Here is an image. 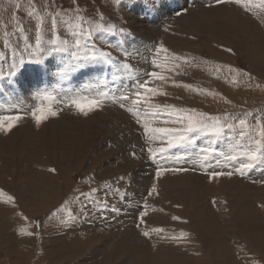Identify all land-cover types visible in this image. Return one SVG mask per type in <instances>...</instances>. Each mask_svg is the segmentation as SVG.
Wrapping results in <instances>:
<instances>
[{
	"label": "rangeland",
	"instance_id": "374dc122",
	"mask_svg": "<svg viewBox=\"0 0 264 264\" xmlns=\"http://www.w3.org/2000/svg\"><path fill=\"white\" fill-rule=\"evenodd\" d=\"M159 1L162 0H0V105H2L4 108L17 105L19 106L21 114L24 117L22 121L20 120L18 125L14 127L10 132H0V149H5L7 151L8 157L14 154L16 158L15 163H13L12 160L9 159L5 161L9 170V172H7L8 174H11L10 177H5L2 173L5 177L4 183L0 185V192H2V195L0 196H3L2 205L10 207L14 203L16 204V199L10 192H12L13 189L17 187H19L22 192H25L29 195L32 203H36V201L32 199L34 189L31 182L34 179L28 177V172L31 169L40 173L44 172L45 174L43 177V188H46L47 184L49 183L54 186L57 192V198L59 199L58 205L53 208L51 212L49 210H46L42 214L37 215V210H33L34 208L32 206L34 205L32 204L30 208V210H32L30 212L31 215L27 218H29V224L31 225V227H33L32 229L34 230V228H36V230L34 231L37 233V235L41 234V229H50L49 226L52 224L55 228V235H60L57 236V239L54 238V242H56L55 245L63 248V252H66L68 250V247L71 246L76 233L86 234V231L88 229H97V233L101 232L102 234H105L111 229L110 227H113H109L107 225L110 223H114L116 226H118L115 227V229L117 228L116 230L120 228L118 230L119 232H124L129 228H133L136 231L138 237L139 235L141 236L139 237L140 239H142V237L144 236L143 233L147 231L149 233V236H144L142 240L147 241L145 243L149 246V248L153 246V250L150 249L152 257H154L156 254L154 244L158 243L161 245V247H164V251L169 254L173 253L174 255L178 256L181 262H183L186 259H189L186 252L190 249H195L194 241L198 239L200 244L204 245L206 251L210 249V245L213 243V241L208 237L203 236V234L206 235V230L208 232L213 231L215 236H218L219 233L223 232L227 237L229 236V238L233 240L234 238L228 233V231L231 232L228 224H219L220 227L219 225H216V227H213L214 229L210 227V224L215 222L212 219L209 222V226L203 222H200L201 226L198 230H196V232H194L192 227H190L191 232H178L176 224L179 222L174 221L170 223L177 231V237L179 239H175L174 242L169 245L168 249H166L168 243L166 242V239H164L160 234L161 231H159L160 233L153 231V229L155 228H161H158V225L152 226L150 228V225H148L147 227L146 222H144L143 224L140 222V215L144 211L147 212V215L144 217V219L154 218L159 215L157 217L158 219L159 217H161L160 212L164 213V211L161 209L160 201L157 200L158 197L160 198V180H163L165 176L168 180L185 179L199 186L203 192H206L208 194H216V190L219 188L225 189V194L227 191L232 190V183L237 188H243L247 184H251V181H254L252 183L253 185L264 186V183L260 181L261 179L256 178V176L254 175L255 169H258V167H264V159H257L252 162V169L250 167L251 170L249 168H243V165L245 163H249V160L247 158L245 159L248 153H250L252 150L259 152L261 148H264V139L262 138V135H264V101L256 102V100L252 99V101L249 103V100L246 99L237 103L230 98L223 97L227 95L226 92H229L232 97H234L236 94L240 95L243 93L249 94L254 97V90H264V80L262 78L260 79L259 77V75H264L263 66H261L260 64L257 65L255 67L257 69L255 70H259L260 72H257H259L260 74H254V71L249 66V62L252 61V58H254V53L247 43L248 39L245 43V40L241 36L247 34L252 38L258 36L264 39V29L260 30V28L264 26H260L259 28V26L256 24V20L259 22V18L262 16V14H264V0H240V3L233 2L228 4H217L215 3V0H208V2H202L200 4L205 7V10L215 9L219 7L224 8L226 5H229L233 8L232 12L238 14L242 21L248 22L253 27L252 29L241 27L240 32L235 33L238 35L233 36L234 33L231 34L228 39L231 43V50L220 46L219 50L224 52L215 51L217 54H220L224 57L234 58L235 62L233 64L216 61L211 58L210 55L207 54V52H201L200 54L193 53L194 57L192 56V53H186L187 51L185 53L178 52V55L181 57L176 55L175 57H178L179 59H174V56H172V54L170 53V48L167 46V44H165L168 38L186 39L188 37L186 36V34L177 32L174 29V24H169L161 28V31L164 34H161V36L157 38L156 42L151 40L150 38H147L146 42L144 43L145 48H149L147 50L148 53H146L149 56H147L148 59L151 57L149 59V68V65L147 64L146 66V64H144L142 60L138 61L139 59H132L133 50L128 40L130 39V37H134L136 40L141 41V37L139 36L137 31L134 30L135 20L133 16H135V8L140 5H145L148 8H153L159 5ZM165 1L168 4L176 3L174 0ZM193 1L194 4L189 5L190 9H193L192 12L194 13L197 10V7L195 6L197 3L195 2V0ZM189 5L184 7L185 9H181L180 14L179 12H177L173 16L175 17L186 14ZM241 6H243L244 8H248L241 9ZM39 15L43 16L40 18ZM74 20L76 21V23L74 22ZM221 22V15H219L217 17L216 24L220 25ZM98 23L103 24L105 27L114 25L116 28V33L113 35L109 33L105 34L104 32H95L94 28ZM77 24L80 25L79 28L77 27ZM45 26L47 27L45 28ZM167 27L168 29H165ZM121 29H123V32L120 31ZM83 31H91L92 38L89 39L86 35H81ZM102 34L104 35L102 36ZM37 36H39L41 39V45L39 51H34L33 49L35 48V41L37 39ZM57 37L60 41H67L68 52L51 51L54 45L50 44L48 41L56 40ZM42 38L45 39L43 40ZM161 38L164 39V41L161 40ZM77 39L81 41L80 47H77L75 44V41ZM188 40L191 41L187 43L188 45H194V43L192 42H197L196 38L191 35ZM47 42L49 44H47ZM161 43L163 47L168 50L166 52L167 54L163 51H159V53L157 54V50L160 49ZM93 44L95 45V50L109 52L111 53V55L115 56H112L114 61L119 60L120 64L129 63L132 65V68L130 71L122 69L119 72L117 71L116 67L108 66L107 64L105 65L103 64V62H101L102 73L97 77L96 82L87 85L81 83L76 87L75 93H77L78 91H82L86 93L81 95L90 96L92 94V96H95L99 92L104 91L108 92L110 96L114 95V97H118L122 95V91L124 94L126 91L131 93L130 88L134 83L135 86L133 87L134 89H136V91L133 93L134 99L130 98L132 97V94H127L129 96V99L125 100L126 102L122 100H116V104L112 100H106L102 109L90 112V114L86 116V118L84 116L85 119L83 118V115H80L75 108H69L67 106H64L65 104L63 102H59L57 103V105H55L59 111V114L56 117H50V119L45 120L39 127H37L35 121L31 119V112L35 106H28L24 100H20L21 98H27L29 100V105L37 101L36 99L32 98L31 95L25 93L22 94L21 89H23V86L18 85V83L21 79H25L23 74L28 71L30 72L34 70H44V67L48 65V63L54 56L60 55L63 56L64 59H66L64 64H62V67H64V69H67L70 65H82V67L77 71H68L71 75H73V77L81 80L85 77L91 78L93 76V72H89L88 68L93 67V64L95 62L93 63V61L84 60L82 58L88 56L89 54L91 55L92 51L94 50L92 47ZM124 52H127L128 54L127 59H125L124 57ZM241 52L246 53L247 57L240 58L238 54ZM184 54L186 55L184 56ZM78 56H81V59H76V57ZM153 59H155L156 62L161 65L160 68L162 69L155 68L153 66ZM80 61L81 63H79ZM67 64L69 65L67 66ZM142 64L144 66H142ZM133 66H136V68L138 66V73L143 72V67L146 68V79L145 77L138 78L136 68H133ZM165 66H168V68ZM152 71H156L158 75L160 74L166 76V80L158 81L157 79L150 77L147 73H151ZM131 73H134L136 77ZM151 78L152 81H150ZM170 78H172V80ZM184 78H189L191 80L189 82L191 84V87L188 90V87H185L184 85L190 84H186L184 82ZM126 79H128V82L126 81ZM141 81H148V86L150 88L153 87L164 93H168H166V95L153 96L151 98L152 106L146 105L143 101H141L137 105V103L135 102L137 100V97L134 95L138 90L137 85ZM6 82L9 87L14 84L15 86H19L21 89H7ZM106 84L108 86H106ZM84 85L89 86L90 88L88 89ZM192 86L194 88H192ZM41 88L42 86H40V90ZM219 88H223L224 92L220 91ZM230 88H234L239 92L235 93V91L227 90ZM139 90L144 95L146 94L142 89ZM172 90H175V94ZM183 90H187V94ZM49 92L52 93L51 91ZM37 93L35 94V96L37 95ZM148 95L149 94L147 93L146 96ZM18 97L20 99H18ZM165 99L166 101H164ZM208 99L211 100V104L219 103L221 106L216 108L210 107L209 104H206L208 103L206 102V100ZM122 102L124 103V106L126 104V114L128 116L131 115V117H133L132 120L135 123L132 133H134L135 135L137 134L138 137H131L130 134L124 133L122 138H118L115 135L114 129L108 130L102 134L101 130H103L108 125L110 128L111 124L116 123L117 117L114 113V122H112L110 119L111 124L109 123V121L103 119H100L97 122L91 120V118L99 119V117L109 118L111 116L109 109H112L113 105L115 106L113 108L120 109V105L122 104ZM162 105H164V108ZM24 106H27L28 108H24ZM130 107L133 109V111L139 113V121L137 119V116L133 115V112L131 113L128 111V108ZM173 108L184 111L174 112L172 110ZM185 113L189 115L193 113H202L206 117L219 118L221 123H225V121L227 123H231L232 128L219 137L196 134L193 138L195 141L193 144H188L183 147H177L169 150V152L166 153V155L169 157V160L161 159L160 155L157 153V160H162L161 162H159L160 166L164 168L176 167L180 169H187V171L180 172H163L162 175L158 178L159 180H157L156 172L160 169L157 163L153 161L151 156H149L151 154L147 151V149L149 147L159 148L164 145H162L159 140L161 138V134H156L153 143L149 144L148 137L143 130V124L144 122H148L150 124V127L154 126V128H164L165 126V128H181V124L173 123L172 121L177 120L178 116ZM142 114L144 116H142ZM162 117L163 119H161ZM61 118H63V121ZM27 119H29V121ZM71 119H77L79 120V122L66 126L56 123V121H72ZM142 119L146 121H143ZM240 119L246 120L245 125H240ZM151 120L155 122L153 123ZM136 121L138 123H136ZM45 122H47L48 124ZM208 122L211 123L212 121ZM50 123V126L43 128L44 126H46L44 124L49 125ZM120 127L122 129L125 128L123 124H121ZM42 128L44 129L43 131H41ZM27 131H31L32 133H30L29 135L33 136L36 140H31L28 136ZM91 135L92 137L89 138V136ZM258 139L262 141V143L259 145L256 143ZM140 145L141 148H143V150L145 151L144 155L138 151ZM253 145L255 146L253 147ZM117 146L129 149V156L127 158L121 157L119 158L120 160L115 161L114 151H118ZM208 146L213 147L216 152L215 154L209 156L208 159H202V157L199 155V149L201 147ZM256 146L257 148H255ZM220 153H224L225 155L231 154L235 156L236 159H233L231 161L226 160L223 156L219 155ZM22 158H25L24 162H22ZM62 159H64L65 162L62 166H60V162H62ZM144 159H149L153 162L152 164L150 161L151 165L149 166L150 171L154 174L153 176L156 177H152L151 180L149 179V175L146 173H141L140 175L136 174V170H145V166L142 167V165H145ZM127 160L135 162L136 165H132V163L128 162ZM184 164L187 167H184ZM0 166H2V163L0 164ZM192 166L196 169H194ZM62 167L65 169L73 168L74 173L69 176H64L63 179L62 173L59 172L60 168ZM241 170H243V175H241ZM221 171L225 173L232 172L233 174L231 176H218L215 179H212L208 175V173L211 172ZM245 173L249 176L247 177ZM136 178L139 179V183L132 185V181L130 179ZM67 180L70 181L69 184L65 183ZM105 184L107 187L105 186ZM133 186L135 188H133ZM5 187L7 188V190L4 189ZM111 188L113 191L111 190ZM153 188L156 189L155 192L151 191ZM128 190L131 194V196L129 197L126 196V191ZM118 192L121 194H119ZM9 197L13 198L12 201L10 200V202ZM102 198L103 200H105L104 203L106 201L107 203L104 204ZM202 199H204L205 201L211 200L207 197H203ZM68 201L72 202L73 205L68 204ZM114 201L116 202V204L113 203ZM256 204L257 205L255 206V210H257L259 214L250 218L253 221L255 220V223L253 225L257 227L256 230L262 229V231H264V226L260 224L259 220V218H261L262 216L260 214L261 210L259 209L261 205H259L258 202ZM115 205H118L120 210H118ZM134 207L137 208L138 212H134V210L132 209ZM247 210L248 209H244V211ZM172 212L175 216L180 213L178 209H173ZM241 213L242 215L244 214L243 211ZM114 214H118L115 215L118 218L121 215L126 214L130 217L127 218L128 220H126V223L125 221L118 222L115 221L116 217L112 216ZM221 216L222 215L220 214V220L217 219L219 222L223 221V218H221ZM78 217H80L81 220L87 221V223H79ZM45 221L49 222L48 226H45ZM120 223H123L124 225H121ZM3 225L4 227L2 228L0 241V264H8L11 260L12 262H14L17 259L16 257L12 259V256L14 254L22 255L25 248H22V246L19 244L21 240H25L27 238H23L21 234H18L15 231V235L7 237L6 233H8L9 229V220L7 222H3ZM238 225L241 230H243L244 232L247 231L245 227L246 225H244L243 223H238ZM181 233H185L186 235L184 237H180ZM214 235H210V237L213 238ZM30 237H33L32 234L30 235ZM95 239L96 238L91 236L89 242ZM97 240L99 242H105L107 241V238L102 237L101 239ZM114 242L117 243V241ZM2 244L5 245L3 246ZM261 245L264 246V244ZM5 246L8 247V250H4ZM12 246H14L15 249L9 250V247ZM130 247L132 248V246ZM38 250L39 249L36 246V256L38 255ZM152 253H155L154 256ZM235 256L236 258L231 262L227 261V264H252L251 260H253L252 257H254L252 253L246 255L249 256V259L245 258L244 256L241 257L238 252H235ZM62 260H64V264H70V262L64 259V256H62L61 258H56L53 263L60 262ZM20 262L23 264H27L28 261H19L18 263ZM76 263L90 264V261L87 260L83 263L82 259H78L76 260ZM92 263L95 264V262Z\"/></svg>",
	"mask_w": 264,
	"mask_h": 264
},
{
	"label": "bare ground",
	"instance_id": "6f19581e",
	"mask_svg": "<svg viewBox=\"0 0 264 264\" xmlns=\"http://www.w3.org/2000/svg\"><path fill=\"white\" fill-rule=\"evenodd\" d=\"M174 1L176 3L168 4L165 0H162V1H159L160 3H158L159 4L158 6H155L153 8H148L145 5H140V6H137L135 8V16H133L134 20H135L134 30H136L137 33L139 34V36L141 37V41L136 40L134 37H130V39L128 40V42H129V44L133 50L132 51L133 52L132 59L133 60L139 59L138 61L142 60L144 62V64H146V66L148 64L149 68H150L149 59L151 57L148 59L149 56L146 54V53H148L147 50L149 48H145L144 43L146 42L147 38H150L151 40L156 42L157 38H159L161 36V34H164L161 31V28L163 26H166L169 24H171V25L174 24V29L177 32L182 33V34H186V36L188 38L191 35V36L196 38L197 42H192V43H194V45H188L187 43L191 42L188 40V38H186V39L168 38L167 42L165 41L166 43L165 42L164 43L167 44V46L170 48V53L172 54V56L178 55V52L185 53L186 51H187L186 53H188V52H190V54L192 53V56H193V53H199L200 54L201 52H205V53L207 52V54L210 55V57L216 61L227 62L229 64H233L235 62L234 58L224 57L220 54H217L215 51L224 52V51L219 50L220 46L231 50L232 49L231 43L228 40L229 37L231 36V34L234 33L233 36L238 35L235 33H239L241 27H247L249 29H252L253 27L248 22L242 21V19L240 18V16L238 14L232 12L233 8L229 5H226L224 8L219 7V8H215V9L205 10V7L203 5H200V4L202 2H208V0H195V2L197 3L195 5L197 7V10H196V12L193 13L192 12L193 9H190V5L194 4L193 0H174ZM150 2H152V1H150ZM187 5H189V6H188V10L186 9L187 10L186 14L175 16V17L173 16L177 12H179V14H180L181 9H185L184 7H186ZM240 8L241 9H247L248 7L244 8L243 6H241ZM219 15H221V21L222 22L220 25H217L216 21H217V17ZM42 16H40V18ZM74 22L76 23L75 20H74ZM78 22H79V20H78ZM256 24L259 26V28H260V26H264V14H262V16L259 18V22L256 20ZM44 25H45V23H44ZM46 27L47 26H45V28ZM165 29H168V27ZM261 29H264V27L260 28V30ZM71 34H72V32H71ZM119 34H121V33H119ZM103 35L104 34H102V36ZM241 36L245 40V43H246V40L248 39L247 43H248L250 49L254 53V58H252V61L249 62V66L254 71V74H257L260 72L259 70H257L259 72H257L255 70V69H257V68H255L257 65L260 64L261 66H263V70H264V39H262L258 36H255L252 38L247 34L241 35ZM105 38H108V37H105ZM161 40L164 41V39H162V38H161ZM48 42H47V44H49ZM86 42H88V41H86ZM165 44H164V46H165ZM161 45H162V43H161ZM111 46H112V44H111ZM90 47H91V45H90ZM90 47H89V49H90ZM164 53H166V52H164ZM149 55H151V54H149ZM185 55L186 54H184V56ZM118 56H119V54H118ZM238 56L240 58H246L247 54L244 52H241L238 54ZM113 57H115V56H113ZM179 57H181V56H179ZM65 61H66V59H64L63 56L56 55L51 59V61L48 63V65L44 67V70H41V71L40 70H34V71H30V72L28 71V72L23 74L25 79H23V80L21 79L18 83V85L23 86V89H21L19 86H15L14 84H12V86L9 87L7 82H6V88L7 89L19 88V89H21L22 94L25 93V94L31 95L32 98H34V96L37 92H38L37 94H42V93L51 91L54 95H56L58 97L60 102H63L64 100L68 99L69 96H72L75 94L81 95V94L86 93V92H82V91H78L77 93H75L76 87L79 86L81 83H84L87 85V84L96 82L97 77L102 73V70H101L102 63L101 62H95V63L93 62L94 63L93 67L88 68L89 72H93V76L91 78L85 77L82 80L77 79V78L73 77V75H71L68 71L66 72L64 67H62L63 66L62 64H64ZM115 61L120 62L119 60H115ZM79 63H81V61ZM89 64H86V65H89ZM68 65L69 64H67V66ZM105 65H104V67H105ZM142 66H144V65L142 64ZM165 67L168 68V66H165ZM133 68H136V66H133ZM137 68H138V66H137ZM137 68H136V73L138 75V78L145 77V79H146V77H147L146 68L143 67V72H140V73L137 72ZM159 69H162V68H159ZM163 70H164V68H163ZM61 73H64V74L61 75ZM131 74L136 77V75L134 73H131ZM147 74H149V73H147ZM164 74H166V73H164ZM168 76H170V75H168ZM259 77H260V79L262 78L264 80V75H262V76L259 75ZM170 79L172 80V78H170ZM141 80H143V79H141ZM126 81L128 82V79H126ZM150 81H152V78ZM158 81H160V80H158ZM190 81L191 80L189 78H186V79L184 78V82L186 84L187 83L190 84L189 83ZM86 85H84V86H86ZM40 86H42L41 90H40ZM106 86H108V85L106 84ZM133 86H135L134 83L131 85V88L129 87L131 89V91H130L131 93H129L128 91L125 92V94H128V95L132 94V97H130V98H133V93L136 91V89H134ZM190 86H191V84H190ZM252 86H254V85H252ZM86 87L88 89L90 88L89 86H86ZM192 88H194V87L192 86ZM192 88H191V90H192ZM188 89L189 88H187V90ZM219 89H220V91L224 92L223 88H219ZM187 90H183V91L186 93ZM227 90L235 91V93L239 92V91H236V89H234V88H230ZM172 91L175 94V90H172ZM254 92H255L254 97L249 95V94H246V93H243L240 95L236 94L234 97H232L229 92H226L227 95H225L223 97L230 98L231 100H233L237 103L241 102L242 100H246V99L249 100V103L252 101V99L256 100V102L264 101V90H261V91L254 90ZM165 93H168V92H165ZM121 94H124L123 91ZM146 94H145V96H146ZM116 95H117V92H116ZM90 96H92V94ZM134 96H136V95H134ZM18 99H20V98L18 97ZM20 100H24L28 106H32V105L36 106L39 103L38 101H36L35 103H31L29 105V100L27 98H21ZM122 101L126 102L125 100H122ZM164 101H166V99ZM206 102H208L206 104H209V106L212 108H216V107L221 106L219 103L211 104L210 99L206 100ZM114 103H116V101ZM122 104H124V103L122 102ZM164 105H162L163 108H164ZM125 106H126V104H125ZM125 106L124 107L120 106V109H117V108H113V107H115L113 105L112 109H109L110 115L112 117L111 116L110 117L108 116L109 118L99 117V119H97V118L92 119L91 118V120L94 122H97L100 119H103V120L109 121V123L111 124L110 119L112 122H114L113 119H114V114H115V116L117 117L116 123L111 124L110 128L108 125L103 130H101L102 134L108 130L114 129L115 135L118 138H122L124 133L130 134L131 137H138L137 134L135 135L134 133H132V130L134 129L135 123L132 120L133 117H131V115L128 116L126 114ZM166 106H167V104H166ZM24 108H28V107L24 106ZM250 112H252V111H250ZM142 116H144V115L142 114ZM83 118H84V116H83ZM85 118H86V116H85ZM29 119H27V120L29 121ZM48 119H50V118H48ZM59 119H58V121H59ZM61 119L63 121V118H61ZM161 119H163V117ZM143 121H146V120H143ZM77 122H79V120H77V119L72 120V121L69 120L66 122H57L56 121L57 124L63 125V126L70 125V124L77 123ZM26 123H27V121H26ZM45 123H47V122H45ZM136 123H138V122L136 121ZM47 124H44L46 126H44L43 128H46V127L51 125V123L49 125H47ZM121 124H123L125 126L124 129H122L120 127ZM142 124H141V126H142ZM136 125H138V124H136ZM136 127H138V126H136ZM43 128L41 131L44 130ZM175 128H177V127H175ZM101 131H99V132H101ZM135 132H137V131H135ZM262 132H263V129H262ZM27 133H28V136L31 140H33V141L36 140V139H34L33 136L29 135L30 133H32L31 131H27ZM90 137H92V135L89 136V138ZM262 138L264 139V135H262ZM254 146L255 145H253V147ZM74 147H76V146H74ZM117 147H118V151H114V153H115L114 160L115 161L120 160L119 158H121V157L127 158L129 156V149L121 148L119 146H117ZM255 148H257V146ZM138 151L140 153H142L143 155L145 154V151L143 150V148H141V145L139 146ZM149 156H151V155H149ZM246 158L247 157H245V159ZM7 159L12 160L13 163H15V161H16L14 154H12L10 157H8L7 151L5 149H0V164L2 163V166H0V185H2L4 183L5 177H10V174H11V173L8 174V172H9V170L7 168L8 166L5 163V161ZM148 160L144 159L145 165H142V167L145 166V168H144L145 170H142V169H139L138 171L136 170V174L140 175L141 173H146L149 175V179L151 180L152 177H156V176H153L154 174L150 171V166H149V165H151L150 161L152 164H153V162H152V160H149V161ZM167 160H169V159H167ZM176 160H178V159H176ZM24 161H25V158H22V162H24ZM61 161L62 162H60V166H62L65 162L64 159H62ZM127 161L132 163V165H136L135 162H131L129 160H127ZM161 161L159 160V162H161ZM242 162H244V161H242ZM178 166H179V164H178ZM238 166H241V165H238ZM184 167H187V166H185V164H184ZM194 169H196V168H194ZM251 169H252V167H251ZM255 170H257V171H255ZM255 170H254V175L256 176V178L261 179L260 181L262 183H264V167H262V168L258 167V169H255ZM59 172L62 173V177L64 179V176L72 175L74 173V169L73 168H68V169L66 168L65 169L62 167V168H60ZM192 172H193V170H192ZM2 173L4 174L5 177L3 176ZM44 174H45L44 172L40 173V172H36L32 169L28 172V177L34 179L31 182L33 189H34V191H33L34 194L32 196V199L34 201H36V203H32V201L29 198V195L26 194L25 192H22L19 187L14 188L13 191L10 192L11 194L14 195V197L16 199V204L14 203L10 207H6V206L2 205L3 196H0V241H1L2 228L4 227L3 222H7L8 220H9V229H8V233H6L7 237H10L11 235H15V232H17L18 234H21L20 230L24 229L25 234H23V235L21 234V235L23 236V238H27L25 240L24 239L21 240V242L19 244L22 246V248H25L24 252L22 253V255L14 254L12 256V259L15 257L17 259L14 262H12V260H11L9 262L10 264H17L19 261H26V260L28 261L27 264H64V260H62L60 262L53 263V261L56 258H61L62 256H64V259L66 261L70 262V264H77L76 260H78V259H82L83 263H84V261L88 260V261H90V264H93L92 262H95V264H227V261L231 262L236 258L235 252H238V254L241 257L244 256L245 258H248V259H249V256H246V255L252 253L254 255V257H252L253 260H251L252 264H264V246L261 245V244H264V231H262V229L256 230L257 227L253 225L255 223V220L253 221L250 218V217H254L255 215L259 214L257 212V210H255L256 209L255 206L257 205L256 203L258 202V204L261 205V207L259 209L261 210L260 214L262 215L261 218H259V220H260V224L264 226V186L253 185L252 183L254 181H251L252 182L251 184H247L243 188H237L232 183V190L227 191L225 194H224V192L226 190L223 188L217 189L216 194H208L206 192H203L199 186H197V185H195V184H193V183H191L185 179H170V180H168L165 176L164 179L162 178L163 180L159 181V185H160L159 188L161 190H160V198L158 197L159 196L158 195L157 200L160 201V206H161V209L164 211V213L160 212L161 217H159L158 219H157V217L159 215H157L154 218L144 219V220H147L144 222L147 223V227H148V225H150V228L152 226L158 225V228L162 229L161 233L160 232L159 233L162 235V237L164 239H166V242L168 243V246L166 247V249H168L169 245H171L175 239H179L177 237V231L175 230L173 225L170 223V222H174V221L179 222L176 224L178 232H187V231L191 232L190 227H192L194 232H196V230H198L201 226L200 222H203L209 226V222L212 219L215 222L210 224V227L213 228V227H216V225H219V224L222 225L223 223L228 224L230 229H231V232L228 231V233L230 235H232L234 238V240H233V239L229 238V236L227 237L225 235V233H223V232L219 233L218 236H215L213 231L208 232L206 230V235L203 233H201V234H203V236L208 237L209 239H211L213 241V243L210 245V249L208 251H206L204 245L200 244L199 239H198V240L194 241V246H195L194 248L195 249H190L186 252L187 257H189V259H186L185 261L181 262L180 259L178 258V256L174 255L173 253H170V254L167 253L166 251L163 250L164 247H161V245L158 243L154 244L155 249H156V251H155L156 254L154 253L155 254V256H154V254L152 253L154 256V257H152L151 253H150V249L153 250V248H152L153 246H151L149 248V246L145 243L147 241L142 240L144 236L142 237V239H140L139 237H141V236L139 235V237H138L136 231L133 228H129V227H128L129 229H127L126 231H124V232L120 231L119 232L118 230L120 228L118 230H116L117 228L115 229V227H118V226H116L114 223L113 224L110 223L107 225L109 227L110 226H113V227H110L111 229L108 232H106L105 234H102L101 232H100L101 234L97 233V231H96L97 229H92V228H91L92 230L88 229L86 231V234L76 233L75 237H74V241L71 244V246L68 247V250L66 252H63L64 251L63 248H60L58 245H55L56 242H54V238L57 239V236H60V235H55V228L52 224L49 226L50 229H48V228L43 229V230L41 229L40 230L41 234L37 235V233L34 231V230H36V228H34V230L32 229L33 227H31V225L29 224V218H27L28 216L31 215L30 212L32 210H30V208H31L32 204L34 205V206H32L34 208L33 210H37V215L42 214L46 210H49L51 212L52 209L58 205L59 199L57 198V192H56L54 186L49 183V184H47L46 188H43ZM251 174H253V173H251ZM245 175H247V174L245 173ZM248 176L249 175H247V177ZM130 180L132 181V183H131L132 185L139 183L138 178L130 179ZM157 180H159V179L157 178ZM256 180H258V179H256ZM65 183L69 184L70 181L67 180ZM149 183H150V181H149ZM105 186H106V184H105ZM133 188H135V187L133 186ZM4 189L7 190L6 187ZM111 190H112V188H111ZM119 194H121V193H119ZM222 194H224V195H222ZM126 196H128V197L131 196L129 190L126 191ZM203 197L210 198L211 200L205 201L204 199H202ZM107 199H109V198H107ZM96 200H97V198H96ZM102 200H103V198H102ZM113 200H115V199H113ZM104 201L105 200H103V203H104ZM9 202H10V200H9ZM105 203H107V201ZM113 203L116 204L115 201ZM68 204L73 205L72 202H69V201H68ZM95 206H97V205H95ZM103 206H105V205H103ZM115 207L118 210H120L118 205H115ZM132 209L134 210V212H138L136 207H134ZM173 209H178L180 211V213L175 216L172 212ZM244 209H248V210L244 211ZM113 211H114V209H113ZM242 211L244 212L243 215L241 213ZM220 214L222 215L221 218H223L222 222L218 221V220H220ZM115 215H118V214H114L112 216H115ZM115 217H116L115 221H118V222L125 221V223H126V220H128L127 218H129L130 216H128L126 214V215H121L119 218L117 216H115ZM174 217H178L179 219H174ZM45 222H46L45 226H48L49 222L48 221H45ZM78 222L81 224L87 223V221L81 220L80 217H78ZM238 223H243L244 225H246L245 227H246L247 231L244 232L243 230H241L239 228ZM220 225H219V227H220ZM181 226H183V227H181ZM147 227H145V228H147ZM219 227H217V228H219ZM30 232H31L33 237H30V235L27 234ZM198 232H200V231H198ZM210 235H214L213 238H211ZM223 235H225V236H223ZM91 236L96 238V239L89 242V239L91 238ZM21 237H19V238H21ZM102 237H106L107 241L99 242L97 240V239H101ZM114 241H117V243H115ZM2 245L4 246L5 244H2ZM16 245H15V247H16ZM151 245H152V241H151ZM36 246L39 249L37 251V253H38L37 256L35 254V247ZM130 246H132V248ZM15 247L14 246L9 247V250H14ZM4 250H8V247L5 246ZM99 258H100V260H99ZM18 264H23V263L20 262Z\"/></svg>",
	"mask_w": 264,
	"mask_h": 264
},
{
	"label": "snow or ice",
	"instance_id": "6c2138e0",
	"mask_svg": "<svg viewBox=\"0 0 264 264\" xmlns=\"http://www.w3.org/2000/svg\"><path fill=\"white\" fill-rule=\"evenodd\" d=\"M240 3V0H215V3L217 4H228V3ZM211 6V5H210ZM77 27L79 28L80 25L77 24ZM95 32H104L109 34H115L116 28L115 26H109L105 27L103 24H96L94 28ZM123 32V29L120 30ZM82 35H86L89 39L92 38V32H82ZM50 44L54 45V47L51 49L53 52H65L67 51V41H60L57 37L56 40H50ZM75 44L77 47L81 46V41L77 39L75 41ZM41 45V39L39 36H37V39L35 41V48L34 51H39ZM93 51L90 56H85L82 59L89 60L93 62H103L104 64H107L109 66H113L117 68V71L120 70H131L132 65L129 63H123L120 64L119 62H115L111 53L104 52V51H97L95 50V45H92ZM159 51L167 52L168 50L163 47V45L160 46V49L157 50V54ZM125 59L128 58L127 52H124ZM174 59H179L178 57H173ZM76 59H81L80 57H76ZM40 62V61H37ZM152 64L155 68H160L161 65L156 62L155 59L152 60ZM179 66V65H177ZM82 67L80 64L76 65H70L65 71H77ZM170 70V69H168ZM64 73H61L63 75ZM150 77L155 78L160 81H164L166 79L163 75H158L156 71H152L148 74ZM185 87L190 88V85H184ZM137 92L135 93L137 100L135 101L137 104H139L141 101H143L146 105H151V98L156 95H166V93L155 89L150 88L148 86L147 81H141L137 85ZM139 89H143L144 93H148V96H145ZM210 94V93H209ZM34 99L39 101V103L34 107V109L31 112V117L35 121L37 127L41 125L45 120H47L50 117H56L59 114L58 109L56 108V104L59 103V99L56 95L50 92H45L42 94H37ZM128 100L129 96L127 94H122L119 97L110 96L108 92L101 91L95 96H86V95H80L75 94L72 96H69L68 99L64 100L63 103L65 106L69 108H75L77 112L83 116H88L90 112L94 110H100L102 109L104 103L106 100H112L115 102L116 100ZM121 107H124V104L120 105ZM174 112L180 111L183 112L184 110H177L175 108L172 109ZM129 112H133V115L137 116V119L139 121V113L134 112L132 108L128 109ZM7 113V114H5ZM24 117L21 114V111L19 109V106L13 105L8 108H4L2 105H0V132L7 133L10 132L14 127H16L20 120H22ZM208 121H212L209 123ZM173 123H179L182 125L181 128H154L150 127L148 122H145L143 124L144 132L148 137V143L151 144L155 140L156 134H161L160 143L164 146L159 148H152L149 147L147 151L151 154V158L154 162L157 163L160 170L156 172L157 178H159L163 172H180V171H187V169H180L176 167L171 168H164L159 165V161L157 160L156 156L157 153L160 155L161 159H168L169 157L166 155V153L169 152V150L177 147H183L188 144H193L194 136L196 134H204L206 136H216L219 137L226 133V131L231 130L232 124L227 123H221L219 118L214 117H206L202 113H193L191 115L185 113L183 115L178 116L177 120L172 121ZM240 125H245L246 120L240 119L239 120ZM242 135V134H241ZM256 143L259 145L262 143L261 140H257ZM216 150L211 147H201L199 149V155L202 157V159H208V157L212 154H215ZM219 155L223 156L226 160H233L236 159L235 156L229 154L225 155L224 153H220ZM247 159L249 160V163H245L243 165L244 169L250 168L252 166V162H254L257 159H264V148H261L259 152L257 151H251L247 154ZM232 172H211L208 173V175L215 179L218 176L228 175L231 176ZM241 175H243V170H241ZM152 192H155L156 189L153 188L151 190ZM0 195H2V192H0ZM12 197H9V200H12ZM147 215V212L144 211L140 215V222L144 223V217ZM174 219H179L178 217H174ZM21 234H25V230L21 229ZM153 231L159 232L162 231V229H153ZM31 235V233H27ZM144 236H149V233L145 231L143 233ZM186 234L181 233L180 237H184ZM175 238V237H174Z\"/></svg>",
	"mask_w": 264,
	"mask_h": 264
}]
</instances>
